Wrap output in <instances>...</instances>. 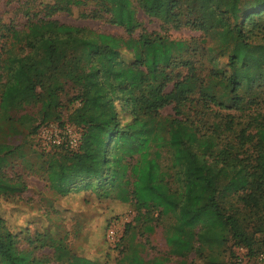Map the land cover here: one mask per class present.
I'll list each match as a JSON object with an SVG mask.
<instances>
[{
    "label": "trees",
    "instance_id": "16d2710c",
    "mask_svg": "<svg viewBox=\"0 0 264 264\" xmlns=\"http://www.w3.org/2000/svg\"><path fill=\"white\" fill-rule=\"evenodd\" d=\"M139 1L144 12H153L152 3ZM208 1L226 22L208 25L202 16H189L185 24L201 32L191 39L118 20L114 0H55L27 18V37L0 21V198H18L27 189L19 167L30 137L47 157L44 177L58 195L85 179V189L132 205L134 222L119 240L137 224L150 233L162 216L173 218L165 234L168 252L150 264L171 257L185 264L190 252L221 264L212 250L204 254V245L228 240L248 254H264V3ZM165 2L163 22L179 26L183 0ZM72 4L81 6L79 18L120 25L126 35L48 18L73 14ZM20 73L26 75L24 95L8 97L20 86ZM68 84L76 98L64 118L59 96ZM167 106L171 113H163ZM32 108L40 112L37 124ZM50 124L77 129L78 144L44 148L40 129ZM14 138L21 141L13 145ZM126 243L119 264H146L135 246L140 243ZM26 258L0 216V262Z\"/></svg>",
    "mask_w": 264,
    "mask_h": 264
},
{
    "label": "rangeland",
    "instance_id": "374dc122",
    "mask_svg": "<svg viewBox=\"0 0 264 264\" xmlns=\"http://www.w3.org/2000/svg\"><path fill=\"white\" fill-rule=\"evenodd\" d=\"M54 1L0 0V21L5 24L12 23L20 29L19 37H27L31 34L32 27L25 25L27 18H37L35 16H39V11L46 4ZM71 1L83 2V0ZM146 1L153 5L151 14L143 11L139 0H114L116 17L123 22H129L130 18V21L137 20L141 24L140 28L172 39H191L200 36L199 30H194L185 24V19L189 16H202L208 25H222L226 22L225 17L219 14L208 0H183L179 26H175L172 22H163L162 18L169 16V14L162 15L165 0ZM240 3L261 6L264 0H240ZM72 6L74 7L73 4ZM80 8V5H76L73 14L58 12L48 18L69 26L87 27L114 35H126L120 25H111L102 20L79 18L77 12ZM261 18H263L261 22L263 23L264 15ZM140 28L136 30V33ZM9 42L10 40H7V44ZM20 77V86L7 91L8 97L24 95L22 83L26 79L25 73H20ZM1 87L0 83V91ZM75 94V90L69 84L60 93L62 117L66 118L67 114H70L73 108L70 101L76 98ZM122 97L120 99L124 98ZM31 113L34 117V124H37L41 119L40 112L37 108H32ZM163 113H171L170 107H165ZM73 119L78 120L77 116ZM73 119L69 117L72 122ZM82 127L81 133L84 130ZM74 131L77 136H80L77 129L74 128ZM27 140L26 161H21L19 167L23 171L27 189L18 198L7 200L0 198V216L16 236V249L27 255V258L20 264H72L83 259L91 261L92 264H119L124 251L128 248L126 240L130 238H135V241L140 243L135 246L139 248V254L146 264H150L151 259L168 252L165 234L166 228L173 221L170 215L159 218L154 223V230L150 233L141 232L137 224V228H129L126 237L119 240L124 234L126 223L134 222L136 212L132 205L129 202H120L113 197L99 196L92 189H85L83 187L85 179L76 180L64 195H58L52 188L50 189L44 177L43 168L47 157L33 149L30 137ZM20 141L14 138L11 142L17 145ZM16 168L18 169V166ZM254 229L255 226L249 228V232ZM204 248V254L208 253V249L217 254L221 264H264L263 253L248 254L245 248L233 245L232 240L219 246H212L214 250L208 245H204ZM185 260V264H206L202 257L195 256L192 252ZM177 261L178 258L171 257L166 263L174 264ZM0 264L10 263L0 262Z\"/></svg>",
    "mask_w": 264,
    "mask_h": 264
},
{
    "label": "built area",
    "instance_id": "2783aa9c",
    "mask_svg": "<svg viewBox=\"0 0 264 264\" xmlns=\"http://www.w3.org/2000/svg\"><path fill=\"white\" fill-rule=\"evenodd\" d=\"M41 144L44 148L52 145H61L65 143L70 147L78 144L79 136L76 135L74 129L65 125L60 127L55 124L44 126L40 129ZM112 233V231H110Z\"/></svg>",
    "mask_w": 264,
    "mask_h": 264
}]
</instances>
